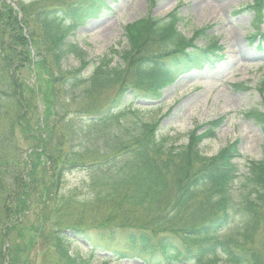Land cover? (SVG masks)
Listing matches in <instances>:
<instances>
[{"label":"trees","instance_id":"1","mask_svg":"<svg viewBox=\"0 0 264 264\" xmlns=\"http://www.w3.org/2000/svg\"><path fill=\"white\" fill-rule=\"evenodd\" d=\"M105 1L0 0V264H32L23 257L31 246L16 241L25 239L22 225L36 193L42 215L33 232L45 243L43 264H93L98 251L110 261L149 257L155 264H264V148L260 160L247 162L242 180L235 163L241 158L238 142L214 157L199 149L224 118L202 126L203 132L194 129L183 146L159 136L161 120H121L133 101H158L181 75L222 60V47L217 41L197 46L207 29L186 37L174 11L126 27L128 49L113 51L122 64L113 66L106 57L89 76L85 61L80 69L64 71L68 54L84 56L65 41L87 20L100 18ZM249 10L261 21L264 0H253ZM257 37L256 32L250 40ZM30 65L46 73L50 85L58 84L49 101L62 95L78 105L76 118L66 124L57 115L45 138L31 130V101L21 79ZM259 90L264 103V77ZM244 116L264 134V109ZM16 130L38 146L30 163L20 156ZM82 169L91 205L75 212L79 200L63 189L66 176ZM239 184L244 191H238ZM98 208L103 209L95 213ZM72 236L87 239L92 249L86 256L71 253L77 242Z\"/></svg>","mask_w":264,"mask_h":264},{"label":"rangeland","instance_id":"2","mask_svg":"<svg viewBox=\"0 0 264 264\" xmlns=\"http://www.w3.org/2000/svg\"><path fill=\"white\" fill-rule=\"evenodd\" d=\"M203 1L205 0H106L102 16L87 20L65 41L66 45H77L84 56L77 52L68 54L63 61V69H80L82 61H85L87 65L83 68L84 75L89 76L94 67L106 57L113 59V66L122 64L121 57L113 51L123 52L128 49L125 33L128 25L149 15L163 19L174 10L178 11L182 18L180 31L186 37L192 38L199 30L207 29L206 36L196 39L197 46L206 48L213 41H218L222 47L220 56L223 59L204 69L180 76L163 91L162 100L155 106H145L146 100L142 99L133 101V108L128 105L123 110L124 113L120 111L123 115L121 120L132 122L137 119L150 123L161 120L159 136L167 139L168 144L183 146L189 142V135L194 129L224 118L216 135L204 139L199 149L204 156L214 157L230 144L238 142L241 158L235 163L243 180L247 173V162L260 160L264 148V134L260 127L244 116L245 112L252 109H264L263 94L259 90L264 77V50L260 48V43L263 42L261 35H264V19L258 21L249 10L252 0H207L209 2L206 5ZM254 32L259 33V37L253 42L250 37ZM21 79L25 83V93L31 101L33 133L39 135L41 132L45 138L46 131L53 130L57 124V115L66 118V124L76 118L78 105L72 104L69 96L67 99L62 95L56 96L55 103L52 102L53 98L48 100L47 97L58 84L50 85L46 73L39 67L30 65L24 68ZM238 85L249 88L240 90ZM108 95L113 97L114 91H110ZM134 108L140 111L134 114L131 112ZM203 127L200 132L204 131ZM31 138L16 130L20 156L24 162L29 163L30 154L39 150ZM88 184V175L83 169L74 171L65 178L64 193L74 192L79 200L75 204V212L81 211V205H91ZM237 188L238 191H244L243 184H239ZM100 209H95L94 212L100 213ZM41 215L42 206L39 194L36 193L32 198L30 212L24 220L25 224L22 225L25 239L16 241L20 245L27 243L31 246V251L28 246L23 257L25 260L30 257L32 264H43L46 254L44 240H36V231L33 232ZM72 239L77 241L71 246L72 254L79 252L86 256L92 249L87 239L74 236ZM105 257L108 261L104 260ZM110 260V255L98 251L93 264H155V260L149 257L144 260Z\"/></svg>","mask_w":264,"mask_h":264},{"label":"bare ground","instance_id":"3","mask_svg":"<svg viewBox=\"0 0 264 264\" xmlns=\"http://www.w3.org/2000/svg\"><path fill=\"white\" fill-rule=\"evenodd\" d=\"M203 2H204V5H206V2H209V1L205 0V1H203Z\"/></svg>","mask_w":264,"mask_h":264},{"label":"water","instance_id":"4","mask_svg":"<svg viewBox=\"0 0 264 264\" xmlns=\"http://www.w3.org/2000/svg\"><path fill=\"white\" fill-rule=\"evenodd\" d=\"M149 104V103H148Z\"/></svg>","mask_w":264,"mask_h":264}]
</instances>
